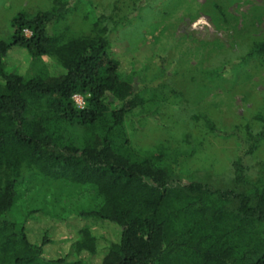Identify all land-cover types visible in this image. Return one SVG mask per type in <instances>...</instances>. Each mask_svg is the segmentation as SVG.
I'll return each mask as SVG.
<instances>
[{
    "label": "trees",
    "instance_id": "1",
    "mask_svg": "<svg viewBox=\"0 0 264 264\" xmlns=\"http://www.w3.org/2000/svg\"><path fill=\"white\" fill-rule=\"evenodd\" d=\"M72 4L20 13L10 40H0V264H264V163L257 174L248 165L264 144V104L260 131L247 130L232 162L230 188L185 181L181 153L143 154L127 137L126 120L147 102L112 55L123 21L97 13L74 28ZM14 46L32 62L25 73L8 69ZM44 59L52 70L37 67ZM243 61L264 65V38L252 39ZM38 184L55 197L72 188L96 200L74 217L85 224L63 235L74 261L46 259L52 238L27 225L49 212L36 194L21 206Z\"/></svg>",
    "mask_w": 264,
    "mask_h": 264
},
{
    "label": "rangeland",
    "instance_id": "2",
    "mask_svg": "<svg viewBox=\"0 0 264 264\" xmlns=\"http://www.w3.org/2000/svg\"><path fill=\"white\" fill-rule=\"evenodd\" d=\"M53 1L0 0V40H10L12 21L20 13L46 11ZM65 1L77 5L69 21L74 28L86 15L89 22L97 13L123 21L110 36L112 55L147 102L126 120L132 147L143 154L159 147L171 155L181 153L185 181L230 188L232 162L247 140V130L260 131L255 115L264 104V65L244 63L243 57L252 39L264 38V0ZM27 58L14 46L8 69L27 72L32 65ZM42 66L53 69L49 59L37 67ZM263 163L264 144L248 159L251 173L257 174ZM32 191L21 206L35 194L47 202L48 214L32 215L27 222L39 239L45 232L52 238L44 257L74 261L63 235H73L85 224L74 217L95 207L93 195L69 188L55 197L54 188L39 184ZM24 215L19 217L22 222ZM103 256L100 251L90 260L100 263Z\"/></svg>",
    "mask_w": 264,
    "mask_h": 264
},
{
    "label": "built area",
    "instance_id": "3",
    "mask_svg": "<svg viewBox=\"0 0 264 264\" xmlns=\"http://www.w3.org/2000/svg\"><path fill=\"white\" fill-rule=\"evenodd\" d=\"M28 31H26V33H27ZM74 100L76 101V103L78 104V106L80 107V108H83L84 107V105H85V102H84V99L82 98V97H78V96H74Z\"/></svg>",
    "mask_w": 264,
    "mask_h": 264
}]
</instances>
